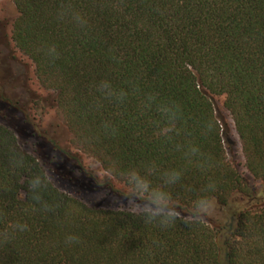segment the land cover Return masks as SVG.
Returning a JSON list of instances; mask_svg holds the SVG:
<instances>
[{
  "label": "trees",
  "instance_id": "obj_1",
  "mask_svg": "<svg viewBox=\"0 0 264 264\" xmlns=\"http://www.w3.org/2000/svg\"><path fill=\"white\" fill-rule=\"evenodd\" d=\"M11 1V40L51 94L38 103L53 106L70 134L67 145L37 128L62 154V178L92 187L99 179L124 199L123 180L106 179L113 170L154 165L158 185L176 169L181 178L168 190L183 211L162 228L55 185L45 211L27 195L28 179L44 169L31 153L22 167L10 163L20 145L0 123V234L27 225L0 235V264H264V0ZM4 86L0 103L13 108L19 101ZM214 96L223 97L256 182L227 158ZM201 195L215 216L185 223ZM68 235L78 241L67 243Z\"/></svg>",
  "mask_w": 264,
  "mask_h": 264
},
{
  "label": "rangeland",
  "instance_id": "obj_2",
  "mask_svg": "<svg viewBox=\"0 0 264 264\" xmlns=\"http://www.w3.org/2000/svg\"><path fill=\"white\" fill-rule=\"evenodd\" d=\"M16 16L17 10L13 2L11 0H0V83L3 86L5 85L3 89L8 95H14V98L19 101L18 105L11 106L13 108L0 103V123L14 131L19 145L21 141L28 139L38 141V153L31 154L37 158L43 168V161L48 160L54 152L50 150V145L45 141L46 139L43 140L39 137L40 130L37 128H40L45 135H52L67 145L70 134L58 118L53 106L47 104L41 108L38 103H44L51 97V94L39 85L35 78L31 61L18 51L11 40V24ZM222 101V96L213 97L215 114L221 122L226 123L228 128L227 138L229 139V145H227V140H225L227 158L234 163L239 172L247 177L250 182H256L245 170L240 141L230 116L222 106ZM84 161L88 162V159L84 158ZM56 171L61 178L64 174H67L66 169L62 166L57 167ZM99 175H104V172L100 170ZM62 180L67 187L56 186L58 189L89 206L129 210L112 203L111 195L114 194L110 193L104 199L92 201L89 198V194L96 190V187L81 183L78 180L75 183L78 185L64 178ZM121 200L123 199L121 198ZM124 203L126 205V201ZM216 210L215 206L214 212L203 221L208 222L212 216H215Z\"/></svg>",
  "mask_w": 264,
  "mask_h": 264
},
{
  "label": "clouds",
  "instance_id": "obj_3",
  "mask_svg": "<svg viewBox=\"0 0 264 264\" xmlns=\"http://www.w3.org/2000/svg\"><path fill=\"white\" fill-rule=\"evenodd\" d=\"M79 19V17H77ZM102 90L107 91L109 95L113 94L111 86L108 83L101 85ZM151 99V98H150ZM193 153L197 150L191 149ZM28 153H38V141L28 139L21 141L18 148L13 149L10 163L14 167H22ZM63 163V156L59 153H53L48 160L43 161V171L33 174L27 181V195L48 211L51 205L45 200V194L55 185L58 187H67L62 178L57 174V166ZM156 171L155 166H149L141 172L135 168H130L124 172L113 170L107 180L113 175H118L124 183V191L118 192L120 196L111 195L112 203L123 206L131 210L135 215L141 217L146 223H156L162 228H167L175 224L181 218L182 209L174 201L171 192L168 190L175 185L181 178V172L176 169L166 170L161 174V183L154 185L150 176ZM79 176V171L73 173ZM96 190L89 194L92 201L104 199L110 195L109 184L95 179ZM108 186V187H106ZM126 201V205L124 203ZM215 210L213 201L206 195L198 196L191 204L190 208L183 212L184 222L196 224L205 220ZM27 230V225L23 223H14L2 234L4 238H9L16 232ZM67 243L78 241L75 235H68Z\"/></svg>",
  "mask_w": 264,
  "mask_h": 264
}]
</instances>
